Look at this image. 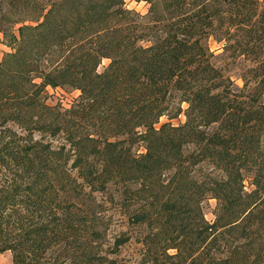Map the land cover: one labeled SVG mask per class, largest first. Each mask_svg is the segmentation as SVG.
<instances>
[{
    "label": "trees",
    "instance_id": "obj_1",
    "mask_svg": "<svg viewBox=\"0 0 264 264\" xmlns=\"http://www.w3.org/2000/svg\"><path fill=\"white\" fill-rule=\"evenodd\" d=\"M134 1L147 12L0 0L14 43L0 60V252L12 264H116L109 255L134 238L146 264H264V7ZM46 87L79 94L63 109ZM113 187L126 230L107 240L94 193Z\"/></svg>",
    "mask_w": 264,
    "mask_h": 264
},
{
    "label": "rangeland",
    "instance_id": "obj_2",
    "mask_svg": "<svg viewBox=\"0 0 264 264\" xmlns=\"http://www.w3.org/2000/svg\"><path fill=\"white\" fill-rule=\"evenodd\" d=\"M126 6L130 9H134L140 14H145L147 12L148 4L144 1L136 2L134 0H125ZM262 4L260 6L264 7V0H259ZM16 36H18V32H15ZM12 40L10 38L6 37L5 35L0 33V60L2 59L3 55L6 52H9L12 50L13 46ZM209 46L212 51H214L215 54H220L222 51V43L215 41L212 37L209 38ZM214 62L218 65H220V60L218 58L213 59ZM108 63L107 59H104L101 64L99 65L98 69L101 70L106 64ZM232 74V72H229ZM233 73L237 74L238 72L233 69ZM234 80V83L238 86L242 85V81L240 78H238L236 75L232 74L231 77ZM79 92L76 90H70V89H63L61 87L57 88H51L46 87L45 88V95H46V102L48 104L54 105L59 104L61 108L65 109L71 105L72 101L78 96ZM167 121L166 118L162 117L159 121V123L156 126H159V124ZM184 121V115H180L177 119L172 120L173 123L177 124L179 122ZM37 137V135H36ZM133 153L139 154L145 151L144 146L142 143L136 144L133 149ZM132 189L138 187L137 184H131L130 185ZM117 189L113 187V189L105 191V192H95L94 195L96 196V200L100 201L102 203V215H104L105 219V226H106V239L110 240V236L119 233L122 230H126L125 222H126V215L124 213L125 208H121V202L117 201L119 199V195L116 192ZM140 200L137 201L134 204L139 205ZM215 205V200L212 198H208L204 200L202 203L203 210L205 212V216L210 219L212 217V209ZM141 228L137 226H132L130 230H128L130 233L136 235L137 233H140ZM140 244L132 239L130 243L125 244L120 248V251L118 254H110L109 257L116 258V264H146L142 262L141 260V251L139 249ZM0 264H12V258H11V252L9 251H2L0 252Z\"/></svg>",
    "mask_w": 264,
    "mask_h": 264
}]
</instances>
